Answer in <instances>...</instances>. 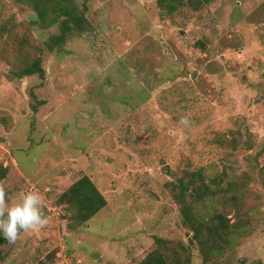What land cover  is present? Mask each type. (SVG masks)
Masks as SVG:
<instances>
[{
	"label": "rangeland",
	"instance_id": "1",
	"mask_svg": "<svg viewBox=\"0 0 264 264\" xmlns=\"http://www.w3.org/2000/svg\"><path fill=\"white\" fill-rule=\"evenodd\" d=\"M158 1L88 0L87 32L49 53L58 29H41L24 0H0L2 185L10 204L39 191L49 219L22 233L13 264H138L156 238L171 260L203 264L170 189L200 168L234 183L200 214L252 232L210 264H264V0L173 14ZM37 59L45 79L22 77ZM81 176L108 206L72 232L57 199Z\"/></svg>",
	"mask_w": 264,
	"mask_h": 264
},
{
	"label": "trees",
	"instance_id": "2",
	"mask_svg": "<svg viewBox=\"0 0 264 264\" xmlns=\"http://www.w3.org/2000/svg\"><path fill=\"white\" fill-rule=\"evenodd\" d=\"M30 5L37 15L35 21L41 29H58L56 34L49 37L46 49L49 53L62 52L72 39L74 34L81 35L87 32L90 21L86 15L88 11L87 1L81 8L74 0H24ZM215 0H159L158 4L169 14L175 13L180 7L189 5L192 9L201 10L205 6L212 5ZM20 75L22 77L39 76L42 80L46 77V70L42 66V60L35 62L25 68ZM172 80V79H170ZM44 103L39 102V105ZM38 112V107L33 106ZM241 137L250 133L246 128L241 132ZM246 145L249 141L244 142ZM10 175V168L0 164V184L6 181ZM234 183L230 180L228 172L211 177L205 168L194 170L186 176L176 179L170 183V189L175 202L180 206L184 226L193 234L190 244H197L203 264H210L212 259L220 258L227 250L236 245H241V239L252 235L248 225L232 226L227 217L216 213L214 210L204 218L200 212H204L213 204L214 199L233 190ZM57 205L65 211L64 219L67 221L68 229L72 232L80 229L95 218L108 206V201L98 189L89 176L79 177L74 184L64 191L57 199ZM22 235V233H21ZM20 235V236H21ZM19 236V237H20ZM16 243H9L0 238V264L14 263V249ZM168 243L156 238V244L143 253L138 264H192V258L187 256L185 260L168 256ZM7 247L10 251H6ZM185 252L187 247L180 246ZM168 248V249H167ZM54 256H48L35 264H53Z\"/></svg>",
	"mask_w": 264,
	"mask_h": 264
},
{
	"label": "clouds",
	"instance_id": "3",
	"mask_svg": "<svg viewBox=\"0 0 264 264\" xmlns=\"http://www.w3.org/2000/svg\"><path fill=\"white\" fill-rule=\"evenodd\" d=\"M189 123L187 116L179 120L185 127ZM45 206L44 197L37 190L21 193L18 202L10 204L6 190L0 184V238L14 244L21 233L46 227L49 219L43 213Z\"/></svg>",
	"mask_w": 264,
	"mask_h": 264
}]
</instances>
